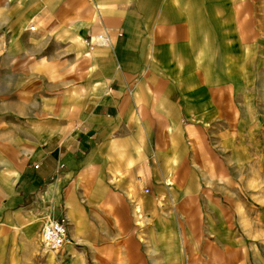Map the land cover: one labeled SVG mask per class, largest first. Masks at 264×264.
<instances>
[{
	"label": "crops",
	"instance_id": "1",
	"mask_svg": "<svg viewBox=\"0 0 264 264\" xmlns=\"http://www.w3.org/2000/svg\"><path fill=\"white\" fill-rule=\"evenodd\" d=\"M261 90L264 0H0V264H264Z\"/></svg>",
	"mask_w": 264,
	"mask_h": 264
},
{
	"label": "built area",
	"instance_id": "2",
	"mask_svg": "<svg viewBox=\"0 0 264 264\" xmlns=\"http://www.w3.org/2000/svg\"><path fill=\"white\" fill-rule=\"evenodd\" d=\"M91 42L106 43L107 37L104 34L98 35ZM38 165H34L37 169ZM148 193V189H144ZM68 242L67 218L62 215L57 219H47L41 230V246L45 252H56L60 250Z\"/></svg>",
	"mask_w": 264,
	"mask_h": 264
},
{
	"label": "rangeland",
	"instance_id": "3",
	"mask_svg": "<svg viewBox=\"0 0 264 264\" xmlns=\"http://www.w3.org/2000/svg\"><path fill=\"white\" fill-rule=\"evenodd\" d=\"M261 97H264V91L263 90H261ZM239 108V107H238ZM250 204H252V203H250ZM46 221V220H45ZM44 221V222H45ZM44 224V223H43ZM38 244H39V247L42 249V246H41V237H39V239H38ZM48 255V256H47ZM22 256H23V254H22ZM45 256H47V258L49 259V260H52V262H55L56 264H71L72 263V261H69L68 263L67 262H64V263H61V259L59 258H57V256H58V254L57 253H51V252H48L47 254H44V256H42V257H45ZM2 258H4L3 256H2ZM18 262H17V260H16V262H15V264H17ZM20 264H23V263H20Z\"/></svg>",
	"mask_w": 264,
	"mask_h": 264
}]
</instances>
